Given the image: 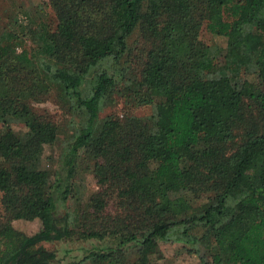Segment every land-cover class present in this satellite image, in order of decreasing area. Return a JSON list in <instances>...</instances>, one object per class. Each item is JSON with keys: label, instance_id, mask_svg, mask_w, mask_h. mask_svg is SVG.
Masks as SVG:
<instances>
[{"label": "trees", "instance_id": "1", "mask_svg": "<svg viewBox=\"0 0 264 264\" xmlns=\"http://www.w3.org/2000/svg\"><path fill=\"white\" fill-rule=\"evenodd\" d=\"M49 1L50 22L0 26V264H53L36 245L63 239L97 242L68 264H169L147 252L158 242L194 264H264V0ZM135 29L148 45L136 73L118 67ZM51 88L78 118L53 170L30 151L53 128L27 104ZM116 88L150 107L144 121L99 120ZM114 151L139 174L82 199L77 156ZM35 218L30 235L9 224Z\"/></svg>", "mask_w": 264, "mask_h": 264}, {"label": "rangeland", "instance_id": "2", "mask_svg": "<svg viewBox=\"0 0 264 264\" xmlns=\"http://www.w3.org/2000/svg\"><path fill=\"white\" fill-rule=\"evenodd\" d=\"M24 14H28L30 20L35 24L41 22H50L54 19V11L49 0H0V26H4L6 21L16 16L18 21L25 25L26 18ZM24 23V24H23ZM31 23V22H30ZM34 26L31 28L33 29ZM200 40L211 46H224L225 39L222 37L212 36L205 32L199 34ZM28 49L34 47L30 41L26 42ZM128 48V56L126 64H120L118 67H129L136 73L140 66V60L143 51L147 48V43L141 38L139 29H135L126 38ZM126 59V56L124 57ZM123 58V59H124ZM118 87H120L118 85ZM28 106L36 115L50 124L53 128V139L49 143H38L31 148V153L38 160L39 167L53 170L59 163L60 155L68 137L75 128L77 116L71 108V103H66L54 88L49 89L46 93L38 96L36 100L27 102ZM150 114L148 105H130L121 89L116 88L115 91L105 100L98 111L99 120L105 116L116 117L122 124L128 121V118H139L144 121ZM14 130H21V127L11 125ZM115 134L110 137L108 143L113 144ZM140 168L134 161L125 163L123 153L114 151L111 154L108 163L93 162V159L79 153L75 163V172L78 176L74 182L78 184L77 188L82 199L88 197L89 194L96 192L99 179L111 174H122L126 178H132L139 174ZM1 195V194H0ZM71 205V202L68 203ZM0 219H2V208L0 203ZM3 221V220H2ZM10 226L25 235L36 232L40 227L38 219L22 220L13 219L9 222ZM95 240L83 241L81 239H63L58 241H42L36 246L42 247L53 254V264H68L74 259L80 258L93 245ZM149 254L160 253L161 260L159 263L169 264H194L196 258L189 255L181 248L180 243L158 242L147 250Z\"/></svg>", "mask_w": 264, "mask_h": 264}]
</instances>
